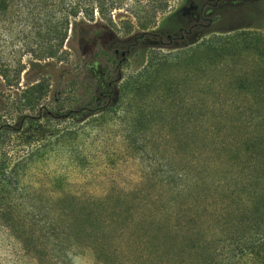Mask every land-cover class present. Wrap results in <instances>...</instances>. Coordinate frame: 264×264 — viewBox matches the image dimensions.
I'll return each mask as SVG.
<instances>
[{
	"label": "rangeland",
	"instance_id": "1",
	"mask_svg": "<svg viewBox=\"0 0 264 264\" xmlns=\"http://www.w3.org/2000/svg\"><path fill=\"white\" fill-rule=\"evenodd\" d=\"M168 1L169 9L157 18L152 28L160 33L158 38L146 41L139 38L136 21L122 9L113 12L111 34L101 38L85 55L78 45L68 43L63 47L64 56L58 53L47 57L39 52L40 40L34 37L39 28L36 30L31 20L17 13L0 18V59L11 67L9 83L0 76L3 97L0 116L7 117L5 121L13 127L25 117L19 132L0 136V178L5 176L10 182L7 192L0 193V264H160V257L168 253L172 257H167L168 264H173L177 249H134L135 244L118 240L115 245L120 249L96 252L46 249L45 245L42 249H26L24 245L32 233L43 235L49 220L57 218L65 206L73 207L108 193L113 195L112 203L138 205L141 199L154 197L159 189V171L165 169L161 165L185 166L193 152L211 155L207 145L215 140L213 133L204 132L205 126L194 131L192 116L185 115V108L174 114L178 117L175 120L187 123L186 132L175 134L170 130L163 136L159 126L139 131L136 124L130 123L137 113L128 104L132 91L125 87L136 81L151 57L173 54L183 45L195 46L215 33L256 31L264 36V0H222L203 20L196 16L199 2ZM126 19L133 24L130 34L126 33ZM95 20H99V15L95 14ZM193 24L204 28L193 30L183 39L167 38L168 35L179 37L180 28L187 31ZM40 30L44 31V27ZM115 50L126 51L123 60L114 54ZM234 69L239 75L255 73L250 61ZM213 75V79L206 78L204 85L189 81L184 91L190 94V101L192 95H197L200 103L215 109L202 124L217 126L219 138L240 139L247 131L245 115L235 117V128L230 117L218 116L220 107L225 105L226 93L240 91L236 85L227 83L223 70ZM100 78L106 84L113 83L109 99L99 95ZM38 86L40 97L26 106L21 104L23 97H30ZM203 91L206 93L201 94ZM209 92L221 95L215 100ZM171 117L166 120L167 127H171ZM134 190L142 192L143 197L123 194ZM71 210L77 211L75 207ZM207 225L210 226L209 218ZM250 250H246L247 255ZM224 251L226 256L217 258L219 264H257L253 254L249 260L251 256L242 258L234 249ZM203 255L206 264H214V249H206Z\"/></svg>",
	"mask_w": 264,
	"mask_h": 264
},
{
	"label": "trees",
	"instance_id": "2",
	"mask_svg": "<svg viewBox=\"0 0 264 264\" xmlns=\"http://www.w3.org/2000/svg\"><path fill=\"white\" fill-rule=\"evenodd\" d=\"M195 1L206 7L219 0ZM169 7L168 0H0V18L17 13L31 20L34 28H39L34 36L40 40L39 52L47 57L59 53L62 57L68 43L78 45L84 55L89 53L101 38L111 34L113 12L122 9L136 21L139 38H158L160 33L152 28ZM95 14L99 15L97 21ZM124 23L126 33L130 34L132 22L126 19ZM42 26L44 31L40 30ZM215 34L195 46H182L173 54L151 57L136 81L125 87L132 91L128 104L137 113L130 123L136 124L139 131L159 126L163 136L170 130L175 134L186 132L187 123L175 120L178 117L174 114L185 108V115L192 116L194 131L205 126L204 132L213 133L215 140L207 145L211 155L198 151L191 153L185 166L161 165L165 169L159 171V189L154 197L141 199L138 205L112 203L113 195L108 193L73 207L65 206L57 218L49 220L43 235L32 233L25 239L26 249H42L45 245L46 249L96 252L120 249L115 245L118 240L135 244L134 249H177L173 264H206V249H214V264H219L220 255L226 256L225 249H234L242 258L249 255V260L254 255L257 264H264V36L256 31ZM52 41L57 44H50ZM248 61L255 67L254 75H239L234 68L245 66ZM10 70V64L0 59V76L7 83ZM221 70L227 83L236 85L240 92L226 93L218 116L230 117L235 128V117L245 115L247 131L240 139L219 138L217 126L202 124L215 109L200 103L197 95H192L190 101V94L184 91L189 81L204 85L206 78L213 79V74ZM20 72L21 69L17 70L16 75ZM176 72L180 75L176 76ZM40 88L30 97L24 96L21 104L34 103L40 97ZM208 94L215 100L221 95ZM241 99L246 103L241 104ZM170 115L173 121L167 127ZM1 119L0 136L19 132L25 117L20 118L16 127L5 121L7 117L0 116ZM179 143L183 146L182 140ZM2 178L0 185L5 190L0 186V193L4 194L10 182L5 176ZM123 194L143 197L142 192L135 190ZM74 207L76 212L71 210ZM208 218L211 227L207 225ZM218 249H222L221 253ZM247 249H251L248 255ZM167 257L172 258L169 253L164 254L158 263L168 264Z\"/></svg>",
	"mask_w": 264,
	"mask_h": 264
},
{
	"label": "flooded vegetation",
	"instance_id": "3",
	"mask_svg": "<svg viewBox=\"0 0 264 264\" xmlns=\"http://www.w3.org/2000/svg\"><path fill=\"white\" fill-rule=\"evenodd\" d=\"M210 1H212V2H214L213 0H210ZM248 0H245V1H243V2H247ZM221 2H222V0H221ZM220 3V0L218 1V2H214V3H210L208 6H206V7H201L199 4L197 5V18L199 19V20H203V19H206V16L208 15V14H210V13H212V11L213 10H215L216 8H218V4ZM211 23V19L209 20V24ZM197 28L198 29H201V28H204V27H202V26H200V24H193L187 31H185L184 29H179L178 30V36L179 37H177V38H174V37H172L171 35H168L167 36V38L168 39H183L184 38V36L185 35H190L192 32H193V30H197ZM183 46H186V45H183ZM118 50H115L114 51V54L115 55H120L121 56V59L123 60V57H122V55H121V53L123 52V51H121V52H117ZM117 52V53H116ZM126 52V51H125ZM116 82V80L114 81V83ZM99 85H100V93H99V95H100V97H102V98H104V99H109V98H111V86H112V84L113 83H105L104 82V79H102V78H100V81H99Z\"/></svg>",
	"mask_w": 264,
	"mask_h": 264
},
{
	"label": "water",
	"instance_id": "4",
	"mask_svg": "<svg viewBox=\"0 0 264 264\" xmlns=\"http://www.w3.org/2000/svg\"><path fill=\"white\" fill-rule=\"evenodd\" d=\"M118 52V51H117ZM116 52V53H117ZM125 54H126V52L125 51H123L122 53H121V55H122V57H123V59H124V57H125Z\"/></svg>",
	"mask_w": 264,
	"mask_h": 264
}]
</instances>
